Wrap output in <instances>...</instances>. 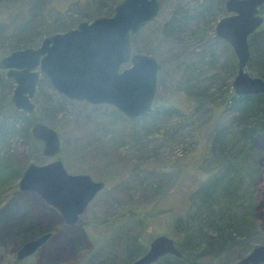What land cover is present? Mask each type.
<instances>
[{
	"label": "rangeland",
	"instance_id": "rangeland-1",
	"mask_svg": "<svg viewBox=\"0 0 264 264\" xmlns=\"http://www.w3.org/2000/svg\"><path fill=\"white\" fill-rule=\"evenodd\" d=\"M210 1L162 0L157 15L134 34V51L155 57L160 67L158 102L151 114L132 119L107 103L67 100L43 73L31 98L34 110L18 111L10 99L14 82L5 78L0 68L6 81L0 90V128L15 127L7 134L8 142L0 145L1 153H11V159L22 163L23 168L29 162L39 165L58 158L67 173H86L103 183L79 215L78 223L64 228L65 236L58 231L21 264H127L124 246L128 238L147 246L154 235L165 234L178 248L187 243L184 230L190 227L200 229L191 234L195 240L186 244L182 264H231L245 254L243 249L264 244V151L248 159L249 154L240 152L239 146L236 150L232 146L226 150L209 148L215 129L229 135L230 114L223 110L222 102L233 91L237 65L228 43L214 32L218 20L229 14L224 9L225 0ZM92 3L106 4L105 0H0V59L34 21L41 24L37 32L42 33L29 32L24 38L39 43L38 36L60 32L56 31L58 18L65 22L80 19V10H91ZM179 9L180 22H170ZM197 88L204 94H195ZM34 122H43L58 133L60 149L55 157L47 158L40 151L37 154L20 135L23 132L18 129L28 126L29 132ZM226 158L233 178L218 199L226 196L221 202L230 207L232 215L219 208L205 209L196 192L208 177L226 172ZM250 168L255 170L254 176L240 185L241 174L249 173ZM228 190L231 193L227 195ZM9 192L5 186L0 196ZM254 202L257 216L251 212ZM154 203L161 207V213L152 210L145 218L138 217ZM39 210L54 214L44 204ZM229 216L246 221L243 227L247 232L234 240L235 245L218 250L219 229L226 226ZM76 232L81 235L80 250ZM208 236L215 245L205 251L197 244ZM15 248L10 256H14Z\"/></svg>",
	"mask_w": 264,
	"mask_h": 264
},
{
	"label": "water",
	"instance_id": "water-1",
	"mask_svg": "<svg viewBox=\"0 0 264 264\" xmlns=\"http://www.w3.org/2000/svg\"><path fill=\"white\" fill-rule=\"evenodd\" d=\"M160 3L161 0H121L111 16L81 21L75 28L43 37L36 47L10 51L0 59V68L15 85L10 98L13 107L25 113L34 110L31 98L43 73L67 100L107 103L132 119L149 113L157 102L160 67L155 57L134 51L132 38L157 15ZM261 5L264 0H225L224 9L229 14L220 18L214 28L235 55L237 65L231 86L237 96L264 95V78L247 72V40L264 22L259 12ZM2 79L0 72V84ZM29 133L40 142L41 155H57L60 143L52 127L34 122ZM102 188V181L92 180L86 173H67L58 158L39 165L29 162L17 181V189L42 199L67 226L77 222L87 203ZM49 235L46 232L21 242L14 252L15 259L32 254ZM164 254L181 255L171 237L154 235L145 251L127 264H153ZM231 264H264V244H255Z\"/></svg>",
	"mask_w": 264,
	"mask_h": 264
},
{
	"label": "trees",
	"instance_id": "trees-1",
	"mask_svg": "<svg viewBox=\"0 0 264 264\" xmlns=\"http://www.w3.org/2000/svg\"><path fill=\"white\" fill-rule=\"evenodd\" d=\"M109 0H105V3L102 4H94L93 8L91 10L89 9H82L80 10V13L78 14L79 18H76L74 21L65 22L61 21L62 18H58L56 23L58 24V27L56 29L57 32H64L67 30H70L71 28H75V26L81 22L82 19H88L91 21V19L97 17V14L99 15H107L110 16V14L113 13L114 7L118 4V0H111L110 5L107 4ZM213 0L210 1L212 3ZM211 6V4H210ZM209 7V6H208ZM208 7H206L205 10H208ZM184 12V11H183ZM262 14H264V7L261 9ZM182 16V10L180 9L178 11H174L173 15L170 17V22L179 23L180 17ZM264 17V16H263ZM31 24V26L26 31H22L24 34L21 36L20 39L16 40L15 45H12L9 48V51H13L16 49H23L27 47H36L43 37H46L50 34L48 31V35H40L38 38L40 39V42L38 41H32L24 36L26 33L31 32V34H37L42 33V30L40 32H37L38 28L41 26L40 23ZM169 24V22H168ZM168 24L166 26H168ZM54 33V32H53ZM134 38V36H133ZM134 42V39H132ZM248 46H249V52L250 57L248 60L247 65V72L254 76H261L264 78V23L257 28V31L253 32L248 36ZM133 44V43H132ZM147 54V53H146ZM236 72V71H235ZM6 81L0 84V90L2 88V85L5 84ZM2 91V90H1ZM195 94H204V91L199 90V88L196 89ZM2 97H0V102L2 101ZM158 102V99H156ZM223 110L227 111L228 114H230L229 117V135L225 133L219 132L218 129L214 130V133L212 135L211 141H210V147L211 151H214V149L223 147L221 150H226V146H232L233 149H237L239 146L240 152H246L249 154L248 159L252 158V156L258 157V153H261L264 151V95L260 94H249V95H236L233 91H230L229 94H227V98H224L222 102ZM155 107V106H154ZM153 107V108H154ZM10 108L15 111L11 106ZM153 108L151 111L147 114H151L153 112ZM146 115V114H145ZM142 116V115H140ZM144 116V115H143ZM138 117V116H137ZM28 127V126H27ZM27 127L24 129H18L19 131H22L23 133H19L22 137H25L30 145H32L33 151L38 154L41 148V144L38 141H35L32 139L29 134ZM14 130L15 127H8V128H0V145L6 144L8 142V132L9 130ZM233 142L230 144L229 142L232 140ZM232 149V150H233ZM2 150H0V191L4 190V187L8 186L10 192L1 195L0 196V264L7 263V264H21L22 261L16 260L14 256H10V251L19 246L21 242L25 240L32 239L34 237H37L39 235H42L43 233H50L49 241L51 237L55 234L60 232L61 235L65 236L64 228L67 226L63 224V222H57L54 221V214L53 216L46 214L43 210H39V206L41 204H46L43 202L42 199H39L35 194L28 193L25 191H21L20 189H17V181L18 177L22 173L23 168L22 163L20 162H14L13 159H11V153H6L7 151H4L1 153ZM247 159V158H246ZM247 159V161H248ZM229 162V158H226L224 160L225 163V169L226 172L220 171L216 175H213L212 177H208L205 182L201 183L200 186L197 188L196 192L199 194V203L200 205L204 206L205 209L208 208L209 211L219 208L220 212L227 213L230 212L231 215L233 213L230 207L228 209L225 207V205L221 202L224 196L221 199H218V194L221 193V190H226L227 185L230 184L233 178V171L230 169L231 167H227V163ZM231 165V162H230ZM223 168V169H224ZM224 169V170H225ZM240 173V172H239ZM255 170L250 168L249 173L241 174V181L240 185H242V181L245 182V184L248 182L249 176H254ZM239 180V178L237 177ZM239 188V186H238ZM237 188V189H238ZM234 190L235 193H238V190ZM240 189V188H239ZM229 191V190H228ZM231 193L230 191L226 193L227 195ZM217 196V198H216ZM245 198V196H244ZM234 203L238 204L237 201H233ZM241 204V203H239ZM255 202L251 205V212L253 215L258 214L257 207H255ZM199 207L196 208L198 211ZM143 210V209H142ZM153 211H156L157 213H161V207L159 205L149 204L147 209H144L141 211L139 218H145L146 213L151 214ZM195 210V212H196ZM227 210V211H224ZM139 213V212H138ZM144 215V216H143ZM257 216V215H256ZM232 217L229 216L227 218L226 226L224 225L222 228L219 229V245L217 246V249H221L226 245H230L232 243V246L234 244V240L241 237V235H246L244 233L247 232V229H245L243 226L247 224L246 221H244L242 218L239 219V221H236V219H231ZM79 219H77V222L70 226L71 228L74 227L78 223ZM199 227H203L200 223L198 224ZM190 226V225H189ZM216 228H218V225H215ZM193 228V227H192ZM185 228L184 230V239L188 238V242L194 241L195 237H192L191 234L195 232L196 229ZM188 230V231H187ZM59 234V235H60ZM198 235V231L196 232V236ZM75 240L79 241L81 238V235L76 232ZM206 239L202 243L199 242L197 246H203L205 247V251L210 248L209 246L215 245L214 242H211V236L205 237ZM127 244L124 246L125 250V261L127 263L131 262L132 259L136 258L137 256L141 255L146 248V245H140L138 243V240L134 237L128 238ZM200 239H196V241H199ZM174 242V240H173ZM186 243V244H187ZM186 244L182 245L179 244L178 250L180 251L181 255L179 257H174L170 254H164V256H161L155 261L153 264H182L183 261V255L185 253V246ZM175 245V243H174ZM222 245V246H221ZM79 246H82V242L79 241L78 243V249L81 248ZM196 246V247H197ZM230 247V246H227ZM177 248V247H176ZM247 247L246 252L248 251ZM77 249V248H76ZM250 249V248H249ZM38 251V250H37ZM36 251V252H37ZM203 251V252H205ZM208 252H211L209 250ZM245 252V253H246ZM56 261H50L45 262L44 264H56ZM66 264V263H65Z\"/></svg>",
	"mask_w": 264,
	"mask_h": 264
},
{
	"label": "flooded vegetation",
	"instance_id": "flooded-vegetation-1",
	"mask_svg": "<svg viewBox=\"0 0 264 264\" xmlns=\"http://www.w3.org/2000/svg\"><path fill=\"white\" fill-rule=\"evenodd\" d=\"M161 2H162V0H161ZM264 7V5H261L260 7H259V12H261V9ZM262 14V13H261ZM264 23V22H263ZM146 24V23H145ZM144 26V25H143ZM40 77V76H39ZM39 80V79H38ZM38 82V81H37ZM36 82V83H37ZM37 85V84H36ZM36 89V88H35ZM47 206V205H46ZM48 207V206H47ZM50 208V207H49ZM51 210H53L54 212V221H57V222H63V220H61V218H60V216H59V213L55 210V209H53V208H50ZM63 224H65L64 222H63ZM49 237H50V235H49ZM49 237L47 238V239H49ZM47 239H45L44 241H43V244H41L35 251H33L32 252V254L33 253H35L37 250H39L40 248H42L43 246H44V244H46V242H48L47 241ZM26 241V240H25ZM21 245V244H20ZM19 245V246H20ZM148 245V244H147ZM18 247V246H17ZM17 247L15 248V250L17 249ZM147 247V246H146ZM146 249V248H145ZM15 250H14V252H15ZM14 252H13V255H14ZM32 254H30L29 256H26V257H23L22 259H24V258H28V257H30V256H32ZM15 257V256H14ZM138 257V256H137ZM22 259H20V261H22ZM17 260V259H16ZM56 264H61V263H59V262H57Z\"/></svg>",
	"mask_w": 264,
	"mask_h": 264
}]
</instances>
